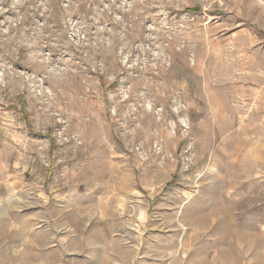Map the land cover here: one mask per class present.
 <instances>
[{"label":"rangeland","instance_id":"obj_1","mask_svg":"<svg viewBox=\"0 0 264 264\" xmlns=\"http://www.w3.org/2000/svg\"><path fill=\"white\" fill-rule=\"evenodd\" d=\"M0 264H264V0H0Z\"/></svg>","mask_w":264,"mask_h":264}]
</instances>
